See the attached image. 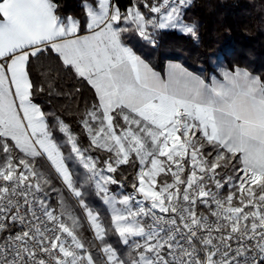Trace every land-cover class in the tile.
Returning <instances> with one entry per match:
<instances>
[{
  "label": "snow or ice",
  "instance_id": "6c2138e0",
  "mask_svg": "<svg viewBox=\"0 0 264 264\" xmlns=\"http://www.w3.org/2000/svg\"><path fill=\"white\" fill-rule=\"evenodd\" d=\"M193 3L0 0V264H264V76L134 50L198 40ZM53 73L80 133L37 102Z\"/></svg>",
  "mask_w": 264,
  "mask_h": 264
},
{
  "label": "trees",
  "instance_id": "16d2710c",
  "mask_svg": "<svg viewBox=\"0 0 264 264\" xmlns=\"http://www.w3.org/2000/svg\"><path fill=\"white\" fill-rule=\"evenodd\" d=\"M128 2L120 0L122 7ZM58 3L64 16L82 18L81 0H58ZM187 19L198 24V40L177 31H166L159 36L155 48L134 41V50L160 72L170 60L189 70L208 69L221 56L227 65L245 67L264 76V0H194ZM34 63L37 67L33 79L40 80L39 62ZM52 75L53 95L45 93L37 102L45 111L56 112L74 132L80 133L78 112L83 110L84 98L90 93L86 87L76 93L79 85L68 75ZM86 143V137H82V144ZM125 172L131 169L126 168Z\"/></svg>",
  "mask_w": 264,
  "mask_h": 264
},
{
  "label": "crops",
  "instance_id": "0c3cea01",
  "mask_svg": "<svg viewBox=\"0 0 264 264\" xmlns=\"http://www.w3.org/2000/svg\"><path fill=\"white\" fill-rule=\"evenodd\" d=\"M169 63H178V62H176V61H167V62H165V64H164V68H163V71H164V69L167 67V65L169 64ZM162 71V72H163Z\"/></svg>",
  "mask_w": 264,
  "mask_h": 264
},
{
  "label": "rangeland",
  "instance_id": "374dc122",
  "mask_svg": "<svg viewBox=\"0 0 264 264\" xmlns=\"http://www.w3.org/2000/svg\"><path fill=\"white\" fill-rule=\"evenodd\" d=\"M178 32V31H177ZM180 33V32H179ZM59 186V185H58Z\"/></svg>",
  "mask_w": 264,
  "mask_h": 264
}]
</instances>
